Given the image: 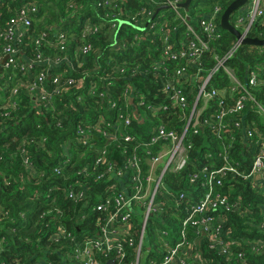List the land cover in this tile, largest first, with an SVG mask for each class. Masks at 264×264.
Instances as JSON below:
<instances>
[{
	"label": "trees",
	"instance_id": "16d2710c",
	"mask_svg": "<svg viewBox=\"0 0 264 264\" xmlns=\"http://www.w3.org/2000/svg\"><path fill=\"white\" fill-rule=\"evenodd\" d=\"M152 1L115 0L113 5L103 7L99 5L100 0H0V29L20 6L28 2H35L39 6L28 36L23 38L20 45L19 55L34 59L38 53L44 57L62 53L68 62L53 65L51 74L62 75L65 79L73 78L76 83L68 87L65 85L50 101H39L35 92L30 94L22 88L15 97L16 108L7 115L5 111H0V239L4 237L0 264H27L37 259L61 263L60 254L67 258L69 247L65 244L59 250V244L51 240L57 226L66 227L80 236L83 233L79 229L92 226V219L81 220L76 214L87 212L91 205L98 202L108 183L104 178H96L105 168L103 164H96V149L105 145L106 139L99 133L87 140L92 143V146H88L81 142L85 139L75 133L79 127L86 123L95 124L101 117L112 121L119 108L123 110L127 106L128 111L131 110V103L124 96L126 87L132 93L133 103L137 101L136 96L143 94L144 103L135 108L147 111L148 117L154 110L147 106L151 104L156 107L162 101L164 72L162 69L153 70L161 61L160 35L146 27V36L135 38L139 30L131 20L139 11L154 10L157 8L155 3L162 0ZM200 1L203 9L199 13L207 11L216 2L221 4L223 12L232 0ZM182 11L189 17V22L196 26L198 16L192 19L191 8ZM162 15L168 17L170 24H178L177 39L186 40L183 35L186 27L175 18L173 12L160 10L153 20H159ZM86 23L95 27L96 31L83 37ZM219 29L221 37L210 43V49L202 57L201 75L215 65L214 54L224 55L235 42L234 35L220 25ZM61 33L69 41L67 50L63 52H59L58 47ZM250 35L264 37V17L256 21ZM83 44H89L91 50L86 54H76V49ZM226 62L240 81L247 82L249 71H255L258 78L264 81V46L241 44ZM168 66L172 68L173 63ZM44 67L35 63L28 68L27 75L33 76ZM15 73L14 82L25 77L22 71ZM109 73L112 76L107 77ZM12 84L13 81L7 84L6 90ZM228 84L227 75L223 70H217L208 87L221 88ZM197 87L195 83L193 93ZM250 91L264 106V82L251 87ZM214 109L212 106L205 110L199 120ZM173 112H158L157 118L145 124L132 120L130 125L125 126V131L129 135L136 132L141 134L152 125V121L154 125L163 121L168 129L175 127L180 131L183 123L179 120L180 112ZM242 120L245 125L256 129L257 134L246 139L235 131V137L230 140L227 134L218 137L212 126L207 124L201 125L196 134L189 130L188 140L192 142V147L188 161L179 172L167 175L164 180L175 195L184 192L186 199L181 203H172L171 210L162 214V221H150L147 225L150 235L157 226L178 229L184 206L190 203L192 194L197 195L200 191L195 189L196 184L189 182V173L205 165L218 167L224 164L221 154L226 149L231 164L244 172L251 168L259 146L258 134L264 136V115L257 112L254 105L248 104ZM119 142L122 139L107 144L105 154V159L110 163L115 162L116 168L122 166L124 157L120 148L116 147ZM54 168H60V173H55ZM76 180L88 187L86 204L81 202L74 205L63 195V189ZM223 184L222 191L240 204L236 210L225 214L224 226L230 231L231 238L237 243L244 239L263 238L264 232L259 224L264 223V189L253 188L248 180L238 175H228ZM54 186L59 191L50 190ZM232 246H236L235 254L242 252L251 264H264V252L250 254L248 243ZM205 255L213 259L211 264H240L235 260L227 263L224 257L212 251L205 252Z\"/></svg>",
	"mask_w": 264,
	"mask_h": 264
},
{
	"label": "built area",
	"instance_id": "2783aa9c",
	"mask_svg": "<svg viewBox=\"0 0 264 264\" xmlns=\"http://www.w3.org/2000/svg\"><path fill=\"white\" fill-rule=\"evenodd\" d=\"M183 1L162 0L155 4L157 7L167 5L168 8L162 10L173 12L175 18L185 25L183 35L186 40L177 39L178 24H170L166 15H162L159 20H153L159 13L155 14L156 8L139 11L131 17L133 24L139 30L135 38L146 36L147 32L144 31L146 27L149 30H156L160 35L161 61L153 67V70L162 69L164 72L162 101L156 107L151 104L147 106L154 110L148 112L151 116L146 115L147 111L135 108L136 105L144 103L143 94L136 96L137 101L133 103L132 93L128 92L126 87L124 96L131 103V110L128 111L127 106L123 110L119 108L112 121L101 117L95 124L86 123L87 125L79 127L75 133L76 136L83 137L85 140L81 142L88 146H92V143L87 140L99 133L104 140L106 139L105 145L96 149L98 153L96 164L105 166L96 178H104L108 183L98 202L91 205L87 212L76 214L81 220L88 218L93 220L92 226L88 229H79V232L83 233L82 236L62 226H57L51 234V240L59 244V250L65 244L69 247L67 258L60 254L61 263L211 264L213 259L206 256L205 252L212 251L224 257L227 263L235 260L240 261V264H251L242 252L235 254L236 246L232 245L244 242L249 244L250 254L264 252V237L244 239L238 243L231 238L230 231L224 226L225 214L233 209L236 210L240 204L232 201L230 196L222 191L228 175H238L248 180L253 188L264 189L262 134H258L259 146L252 166L247 172L239 170L230 163L226 149L221 154L224 164L218 167L205 165L188 174L189 182L196 184L195 189L200 191L197 195L192 194L190 203L184 206V215L180 219L178 229L175 230L171 226L169 228L157 226L152 235L147 230L150 221L155 222V218L162 221V214L171 210L172 203H181L186 199L184 192L175 195L164 180L167 175L179 172L188 161L189 150L192 147V142L188 140L190 129L192 134H196L201 125L207 124L212 126L214 134L218 137L227 134L232 140L236 134L234 132L237 131L243 138L248 139L253 134H257V131L243 123L242 116L246 106L254 105L256 111L264 115V106L250 91L251 87L259 86L264 81L258 78L255 71H249L247 82H242L227 65L226 61L241 45L238 39L235 38L233 46L224 55L214 54L215 65L206 74L201 75L200 66L204 53L210 49V43L219 39L222 34L219 29L220 23L218 24L222 12L221 4L216 2L207 11L201 12L195 26L189 22V17L179 5ZM114 2L115 0H100L99 5L107 7ZM246 2L247 0L243 5ZM38 11L39 6L35 2H28L17 8L15 13L4 22V28L0 29V111H5V115L16 108L15 97L22 88L30 94L35 92L39 101H50L65 85L68 87L76 84L73 78L65 79L62 75L51 74L53 65L57 66L62 61L68 62L67 57L62 53L53 57H44L38 53L34 59L20 57V45L23 43V38L28 36L32 19ZM263 17L264 0H251L250 8L245 14L236 17L234 23L229 18V22L243 37H254L250 32L256 21ZM95 31V27L86 23L83 37ZM68 42L65 34L61 33L58 37L59 52L67 50ZM90 50L89 44H83L76 49V54H86ZM35 63L44 65V69L33 76L27 75L28 68ZM169 63H173L172 68L168 66ZM68 65L71 67V64ZM18 70L22 71L25 77L14 82L15 71ZM217 70H223L229 84L221 88L208 87L212 75ZM120 71L123 69L120 68ZM108 76H112V73L107 74ZM12 81V86L6 90V85ZM195 83L198 87L193 93L192 87ZM212 106L215 108L214 111L199 120V116ZM174 110L180 112L179 120L183 122L180 131L175 130V127L168 129L163 121L156 125L152 121V125L146 127L141 134L136 132L129 135L125 131V126L130 125L132 120L145 124L157 118L158 112L170 114ZM113 128L115 131H112ZM121 139L122 142L116 147L120 148L124 157L122 166L116 168V163L108 162L105 154L107 144ZM26 165L29 167L27 163ZM54 172L60 173V168H54ZM52 189L59 191L57 186L50 190ZM87 189L83 182L76 180L63 189V195L74 205L81 202L86 204ZM259 228L264 232V223L259 224ZM3 238L0 239V252L4 243ZM145 240L147 246L144 247ZM27 264H54V262L50 259H37Z\"/></svg>",
	"mask_w": 264,
	"mask_h": 264
},
{
	"label": "water",
	"instance_id": "95a60500",
	"mask_svg": "<svg viewBox=\"0 0 264 264\" xmlns=\"http://www.w3.org/2000/svg\"><path fill=\"white\" fill-rule=\"evenodd\" d=\"M192 0H184L182 3H180V7H182L184 10H188L189 5ZM246 0H232L230 4L227 5V7L224 9V11L221 14L220 17V27L223 30L228 31L232 35L235 36L236 39L239 40L240 44H250V45H256V46H264V37L263 38H257V37H250L246 36L243 37L242 34L237 30L230 22L229 18L230 15L241 5L245 3ZM167 5H161L156 8L155 14L159 12L162 9H167Z\"/></svg>",
	"mask_w": 264,
	"mask_h": 264
},
{
	"label": "rangeland",
	"instance_id": "374dc122",
	"mask_svg": "<svg viewBox=\"0 0 264 264\" xmlns=\"http://www.w3.org/2000/svg\"><path fill=\"white\" fill-rule=\"evenodd\" d=\"M198 1L200 0H192L189 7L191 8V10L193 11L192 14V19L194 20L196 16H198L200 13V10L203 9L202 3L201 1L198 3ZM198 3V4H197ZM251 5V0H247L246 4L243 5L242 7H239L238 9H236L231 15L230 18L232 20V22L234 23V19L240 15L245 14V12L247 11L248 8H250ZM94 133V132H93ZM95 134V133H94ZM159 218H155V221H157ZM156 242V240H155ZM147 246V241H144V247ZM154 249V248H153Z\"/></svg>",
	"mask_w": 264,
	"mask_h": 264
}]
</instances>
